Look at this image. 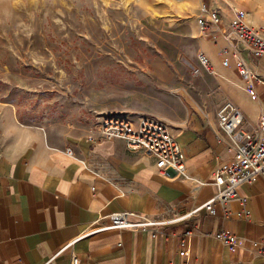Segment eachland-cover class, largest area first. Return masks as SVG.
<instances>
[{
	"label": "crops",
	"instance_id": "crops-1",
	"mask_svg": "<svg viewBox=\"0 0 264 264\" xmlns=\"http://www.w3.org/2000/svg\"><path fill=\"white\" fill-rule=\"evenodd\" d=\"M170 2L184 6L189 12L183 15L196 20L202 6L218 8L225 25L237 18L230 0ZM198 29L190 33L197 57L204 53L214 74L197 76L201 86L196 97H189L185 120H167L186 156L183 178L161 176L152 156L130 150L121 139L89 141L85 126H23L12 111L0 112V264L50 259L71 264L73 255L81 264H264V176L238 189L226 218L202 211L192 221L162 228L157 236L119 229L84 233L101 215L131 210L164 216L169 208L185 213L207 202L217 191L215 172L235 154L219 126V106L233 102L246 116L248 130L259 123L264 83L248 90L235 59L224 52L228 44L222 35L203 36ZM246 57L264 80V56ZM197 59L188 58L192 69L199 68ZM221 229L238 238L235 248L215 238Z\"/></svg>",
	"mask_w": 264,
	"mask_h": 264
},
{
	"label": "rangeland",
	"instance_id": "rangeland-1",
	"mask_svg": "<svg viewBox=\"0 0 264 264\" xmlns=\"http://www.w3.org/2000/svg\"><path fill=\"white\" fill-rule=\"evenodd\" d=\"M170 1L0 0V112L88 131L104 115L185 120L199 26ZM230 1L235 19L264 20V0Z\"/></svg>",
	"mask_w": 264,
	"mask_h": 264
},
{
	"label": "built area",
	"instance_id": "built-area-1",
	"mask_svg": "<svg viewBox=\"0 0 264 264\" xmlns=\"http://www.w3.org/2000/svg\"><path fill=\"white\" fill-rule=\"evenodd\" d=\"M200 33L211 36L219 32L227 42L225 53L235 59L238 74L248 82V90L253 91L256 84L264 83L256 74L246 57L254 59L264 56V24L253 26L242 19H234L225 25L220 13L215 9L201 7V15L197 18ZM200 68L194 69L195 76L203 71L214 74L211 60L204 54L198 55ZM220 128L229 136L230 147L235 151L230 163L217 170L212 180L217 187L215 195L188 212L181 213L169 208L164 216L143 215L135 211L124 210L103 216L84 231L86 235L100 231L119 229L152 233L157 236L161 229L169 225L189 222L202 211L211 215L229 216L228 204L238 198V189L253 183L264 176V111L259 123L252 130L244 127L246 116L230 101L222 103L216 113ZM104 138L123 140L132 151H144L152 156L159 174L167 179H180L187 172L186 156L177 138L172 134L170 124L161 118L149 114L137 116L104 115L97 118V123L88 133V140L96 142ZM72 149L67 152L72 154ZM109 219V224L102 220ZM194 228L188 229L190 235ZM215 238L230 247L238 245V238L225 229L216 233ZM52 259L44 264H52ZM71 264H81L78 256L73 255Z\"/></svg>",
	"mask_w": 264,
	"mask_h": 264
}]
</instances>
